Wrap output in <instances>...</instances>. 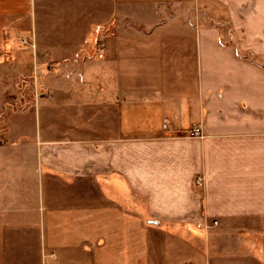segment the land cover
<instances>
[{"label": "crops", "instance_id": "obj_1", "mask_svg": "<svg viewBox=\"0 0 264 264\" xmlns=\"http://www.w3.org/2000/svg\"><path fill=\"white\" fill-rule=\"evenodd\" d=\"M263 238L264 0H0V264H264Z\"/></svg>", "mask_w": 264, "mask_h": 264}, {"label": "rangeland", "instance_id": "obj_2", "mask_svg": "<svg viewBox=\"0 0 264 264\" xmlns=\"http://www.w3.org/2000/svg\"><path fill=\"white\" fill-rule=\"evenodd\" d=\"M170 14L173 13H168L167 15L170 16ZM187 15H190L191 17L192 14L187 13ZM225 29H230L229 25L225 26ZM14 67L16 68L17 66L15 65ZM19 67H24L27 71L29 68V61L26 60L25 65L19 64ZM148 77L149 76L138 75V84H146L149 81ZM33 85V77H30L29 75L10 76L7 78L3 82L4 91H2V100L3 103L5 102V105L3 104L5 107H3L2 110L3 115H5V113L6 115L9 114L11 110H16L18 108L21 109L24 106H30L34 98H37L39 94L36 93L35 88L32 89ZM43 94L46 95L47 93L43 92ZM12 107H14V109ZM4 121H6V116L4 117ZM5 125L7 126V123Z\"/></svg>", "mask_w": 264, "mask_h": 264}, {"label": "built area", "instance_id": "obj_3", "mask_svg": "<svg viewBox=\"0 0 264 264\" xmlns=\"http://www.w3.org/2000/svg\"><path fill=\"white\" fill-rule=\"evenodd\" d=\"M189 133L190 134H192V135H200L201 134V130H200V128L199 127H194V128H192L190 131H189ZM198 181H200L201 179H197ZM216 223V221H212V223L211 224H215Z\"/></svg>", "mask_w": 264, "mask_h": 264}, {"label": "water", "instance_id": "obj_4", "mask_svg": "<svg viewBox=\"0 0 264 264\" xmlns=\"http://www.w3.org/2000/svg\"><path fill=\"white\" fill-rule=\"evenodd\" d=\"M263 247H264V238H263Z\"/></svg>", "mask_w": 264, "mask_h": 264}]
</instances>
